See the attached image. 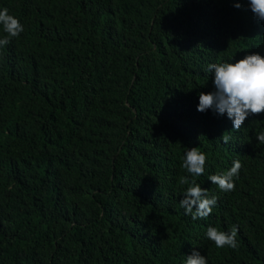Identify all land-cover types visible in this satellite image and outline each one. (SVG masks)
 Segmentation results:
<instances>
[{
  "label": "trees",
  "instance_id": "1",
  "mask_svg": "<svg viewBox=\"0 0 264 264\" xmlns=\"http://www.w3.org/2000/svg\"><path fill=\"white\" fill-rule=\"evenodd\" d=\"M5 7L24 30L0 46V264H184L194 250L264 264V113L237 131L197 110L215 90L210 63L264 55L247 0ZM190 147L207 156L200 176L182 167ZM237 159L234 190L219 189L208 217L186 215L181 178L210 198L209 176ZM209 226H236L237 247L213 249Z\"/></svg>",
  "mask_w": 264,
  "mask_h": 264
},
{
  "label": "clouds",
  "instance_id": "2",
  "mask_svg": "<svg viewBox=\"0 0 264 264\" xmlns=\"http://www.w3.org/2000/svg\"><path fill=\"white\" fill-rule=\"evenodd\" d=\"M247 2L256 18L264 20V0H247ZM235 6L240 7L241 4L238 2ZM0 25L7 34L4 38H0V46L7 45L11 37H19L24 30L20 21L9 14L7 7L0 10ZM207 70L213 73L215 90L198 94V111L211 109L219 115L226 113L228 119L233 122V129L237 131L250 115L258 116L264 113V55L255 52L246 54L235 62L210 63ZM257 137L259 143L264 144V130L258 132ZM219 138L224 143L230 140L226 131ZM206 161L207 156L204 152L198 147H190L185 153L182 167L192 176H200L205 171ZM241 167V161L237 159L226 172L210 175L208 179L219 187L212 190L210 198L208 190L202 188L195 179L182 177L180 183L188 185L184 198L180 200V207L185 209V214L191 215L193 220L208 217L217 203L215 195L218 194L219 189L226 192L234 190L233 177L239 176ZM237 231L236 226H233L230 232L209 226L206 235L215 243L212 248L222 251L225 246L237 247ZM184 264H207V259L200 251L194 250L187 255Z\"/></svg>",
  "mask_w": 264,
  "mask_h": 264
}]
</instances>
